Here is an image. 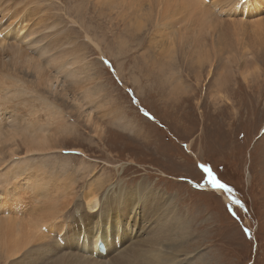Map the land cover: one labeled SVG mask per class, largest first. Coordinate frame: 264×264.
I'll return each instance as SVG.
<instances>
[{
  "label": "rangeland",
  "instance_id": "1",
  "mask_svg": "<svg viewBox=\"0 0 264 264\" xmlns=\"http://www.w3.org/2000/svg\"><path fill=\"white\" fill-rule=\"evenodd\" d=\"M144 1L148 5L152 0ZM216 1L217 4L213 3L214 0H206L207 6H212L213 14L218 16L216 23L202 35L184 38L182 29H176L180 32L176 37L177 31L173 34L165 29L171 23L161 20L160 15L164 13L156 7L152 10L139 6L131 8L120 2L111 9L107 3L97 0H33L34 4L27 8L37 5L43 9L42 13L45 10L53 14L73 40L76 39L79 51L85 56L89 78L87 83H82L80 100L86 111L87 105L93 108L90 118L100 127L90 126L72 110L71 97L75 99L80 93L74 82H69L74 86L73 93L69 89L61 96L48 94L41 87L37 91L25 88L21 98L25 102H35L37 113L32 120L23 121L27 127H22V131L29 133L40 129L45 125L43 122L49 121L53 127H44L45 132L52 131V136H57L59 142L55 146L59 148L26 155L25 147L20 146L16 154L42 165V172L47 168L58 178L67 175L72 187L71 202L82 200L84 192L91 186L100 187L98 196L102 200L105 195L117 194L120 187L131 189L140 181L168 194L176 206L173 223L184 232L179 246L189 251H182L185 257L174 264H187V258L189 264H264V44L254 46L252 42L246 45L248 34L230 32L225 35L226 43L217 46L215 43L212 48L209 44L206 53L201 51L205 47L201 49L199 45L208 43L219 30H232L233 22L251 27L258 20L260 30H263L264 0H255L256 6H251L249 0V9L244 12L242 6L235 8L237 2ZM22 2L28 3L27 0ZM9 3H13L12 6L7 7V2L0 6V31L9 29L6 26L23 4L19 0H9ZM119 10L128 15L134 10L136 17L148 25L139 29L135 40L131 35L134 32L127 28L129 25L125 29L124 20L116 19ZM29 13L24 10L13 22L26 16L23 25L28 28L22 29L28 38L20 46H25L31 54L36 43L27 45L29 36L38 26L33 24L35 20L41 22L42 17L34 14L33 18ZM237 19L245 23L240 24ZM133 26L130 21V27ZM26 29H30L29 33ZM51 30L40 31L30 38L32 40ZM150 37L158 42L156 50L166 48L168 54L169 50L173 54L170 57L155 55L147 45ZM194 39H198L196 43ZM70 45L66 43L60 48L66 49ZM205 54L209 55L207 59ZM182 55L197 56L205 62L196 63V58L189 60ZM154 57L158 63L151 66ZM170 58L179 59L167 62ZM157 66L163 73H157ZM177 70L184 76L181 80L185 84L183 92L175 89L173 92V87L170 90V83L174 86L177 81L170 76L176 75ZM221 83L225 84V89L222 86L218 96L216 93ZM99 104V109H95ZM4 135L0 134V140ZM16 138L20 140L19 136ZM13 143L16 142L4 144V160L16 147ZM205 167L213 173L216 182L210 181ZM7 175L10 179V172ZM211 185H217L223 191L215 190L217 187L208 188ZM66 209L67 214L60 222L65 235L74 232L75 228L88 230L94 224L91 219L80 215L87 213L84 205L80 214L69 213V206ZM145 213L142 205L132 217L127 212H118L125 239L129 236L125 231L126 222L136 227L131 241L152 231L151 226L147 228L150 223L144 225L142 220ZM108 217L110 223L107 225ZM115 221L116 213L103 211V234L110 227L112 237ZM94 229L98 237L105 238L99 228ZM51 231L54 233L57 228L52 227ZM52 237L37 241L33 248L42 245V241L53 247ZM120 241L106 249L107 253L102 255L103 260L98 264H108L111 254L118 255L116 250L122 248ZM30 247L32 245L25 247L15 258L0 253V264L30 263L32 259L23 256L32 249ZM137 255L132 254V257ZM36 264H54V259L49 255L40 256Z\"/></svg>",
  "mask_w": 264,
  "mask_h": 264
},
{
  "label": "bare ground",
  "instance_id": "2",
  "mask_svg": "<svg viewBox=\"0 0 264 264\" xmlns=\"http://www.w3.org/2000/svg\"><path fill=\"white\" fill-rule=\"evenodd\" d=\"M22 1L19 0V3H23ZM97 1L107 3L108 8L111 9L112 5L117 6L120 2L124 3L126 7L131 8L139 6L147 10H152L153 7H156L164 13L160 15L161 20L171 23V25H168L165 29L171 30L173 34L177 31L176 29H182L184 38L188 35H193V37L196 34L202 35L211 24L216 23L218 18V16L213 14L212 6H207L206 0H152L150 3L147 1L148 5L144 4V0ZM4 2H7V7L13 4L9 3V0H0V6L3 5ZM27 2L28 3L25 4L23 3L21 5L22 7L20 6L19 10H16L17 12L15 11L16 13L12 17V20H10L9 26H6V28L9 27V29L0 31V134L5 133L3 140H0V253L5 257H14L20 254L25 247L32 245V247H30L32 249L23 254V256L28 255L32 259L28 264H36L37 257H45L46 255L54 259V264H98L100 260L86 256L79 248L82 246L88 252L93 250L97 252V240L101 238L97 236V232L94 228H99L101 235L103 234V211L108 210L112 213H116L115 225L112 227V237L114 236L120 239L122 247L118 255L111 254L108 264H174L175 262L182 261V256H184V254H181V252L189 251L186 250V247H182V245L179 246L183 238L181 236L184 235V232L179 225L173 223V215L176 206L173 205L174 201L168 197V194L160 193L159 190L153 189L150 184L140 181L134 188L126 189V187H120L117 194L110 196L105 195L102 200L98 196L100 187L91 186L88 191L84 192L82 200L75 199V201L71 202L69 200V195L71 194L72 187L70 186L67 175L63 174L58 178L56 175H52L46 170L47 168L42 172L40 170V166L42 165L37 162H31L27 156L19 157L18 154H16L20 146L25 147L26 155L32 154L33 152L43 153V151L59 148L55 146L58 145L57 136H52V131L45 132L44 127H53V124L49 121L46 123L40 119V121L45 124L41 125L40 129L30 130L29 133L22 131V127H27L23 121L32 120V116H35L37 113L35 102H25L24 99L21 98L25 88L37 91L39 87H41L46 90L48 94H59L61 96L63 93H67L69 89H72L73 93L74 86L69 84V82H74L76 84V89H79L80 93L79 97L75 98L76 100L68 95V98L71 97V100H73V103H70L73 105L71 106L72 110L90 126L100 127L93 118H90V112L93 108L87 105L86 111L82 107V101L80 100L83 94L82 83L88 82L87 79L89 78V74L86 69L88 62L84 58L85 56H82L79 51V47H77L75 43L76 39L73 40L68 30L63 29L64 26L61 25L60 20H57L53 14H49L45 10L44 13H42L43 9L37 5L28 9L27 7L34 4V2L33 0H27ZM99 2H96V4L98 5ZM230 2H237L235 8H241L242 6V12L249 9V0H230ZM213 3L217 4V1L214 0ZM251 6H256L255 0H251ZM24 10L29 11L31 17H33L34 14H40L42 17V19L40 18L41 22H38V19L37 21L35 20L33 24L38 26L35 27V30L31 32L29 36L27 45L31 46L36 43V48L31 54L25 46H20L28 38L27 33H24L25 31L22 29L24 27L28 28V25H23L26 16L20 18L18 22H13V19L23 13ZM133 11L128 15L125 11L119 10L116 14V19H121V21L124 20L126 24L125 29L127 25H129L127 28H130L132 32H134L131 33V35L134 36L135 40L138 36L137 34H139V29L142 30L141 28L143 25L144 27L148 25L144 21L139 20ZM30 16H28V18ZM130 21H133V27H130ZM237 21L240 24L245 23L241 19H237ZM262 24L261 25L264 26V22ZM60 25L61 27H59ZM233 25L240 29H234ZM231 26L232 30H229V28L225 31L219 30L211 37L208 43L199 44L202 46L201 49L205 47L201 51L206 53L209 44L211 48L215 43V46L224 44L225 35L230 34V32H232V34H248L246 45H250L252 42L255 44L254 46L264 44V29L260 30V21L257 20L255 24L251 25L252 29L250 25H246V23L240 26L233 22ZM246 27L250 28L247 29ZM52 28H56V30L52 31ZM46 29H50L51 31H45L31 40V36ZM28 31H30V29ZM28 31L26 29V32ZM12 33L14 35H12ZM17 35L19 36L17 37ZM53 35L55 36L53 37ZM160 35L162 36V34ZM176 35H180V32L177 31L175 37ZM8 36H10L9 40H7ZM242 38L243 35L239 40ZM195 39L193 41L194 43L198 40ZM199 41L201 42V40ZM241 42L242 41H240V43ZM66 43L72 45L68 46L66 49H61L60 47ZM122 43L123 42L120 44L124 47L125 44ZM152 44H155L156 47ZM147 45L155 55L162 54L170 57L173 54L170 50L168 54L166 48H161L160 51L156 50L155 48L159 45L157 41L153 40V37H150V41ZM123 50L126 51L125 48H123ZM197 51H200V48H197ZM182 56L189 60L196 58V63L205 62L203 59H198L197 56ZM208 56L205 54L204 58L207 59ZM171 58L167 62H177V59H179L172 60ZM153 60L154 62H150L152 63L151 66H154V63H158L155 57ZM212 61L211 59L210 62ZM217 61L219 62V59H215V62ZM211 64L212 63H210V66ZM160 69L158 67L157 73L160 72ZM213 70L214 67L208 73L211 74ZM161 73L163 72L161 71L160 74ZM158 77L161 78L159 75ZM174 77L177 78V81L174 86L170 83V90H172L171 88L173 87V92L174 89L175 91L182 90L180 92H183L185 90V84L184 81H181L184 78L182 72L177 70L176 75L173 74L170 76L171 79ZM222 86H224L223 89H225V84L221 83L216 93L218 96L220 94L219 92H222ZM99 107L100 104L95 106V109H99ZM61 111L63 110L61 109L60 112ZM18 123H21V125ZM38 123L40 122L38 121ZM95 132L99 131L95 129ZM16 136H19L20 140L16 138ZM8 141L16 142L13 143L16 147L9 152V157L7 156L8 159L6 160L5 158L4 160L2 150L4 144ZM204 169L210 181L213 183L216 182V179L214 177V179L212 178L213 173L208 170L207 167ZM9 172L10 179L7 175ZM62 180H65L66 183ZM212 187H217L215 189L217 191H223V189L217 185L208 186V188ZM139 188L140 191H138ZM83 205L86 208V214H80V212H82L81 206ZM141 205L145 207L146 210L144 218L142 219L145 221L144 225L149 222L150 224L147 228L151 226L150 231H152L143 238L131 241L130 238L134 236L136 227L135 224L130 225L126 222L125 231L129 232V236L125 239L124 229L119 220L118 212H127V214H130L129 216L132 217ZM68 206L69 213L71 211L79 213L88 220L91 219L90 221H94V224L88 230L75 228L73 230L74 232L65 235L66 232H63L60 222L62 221L63 215L67 214L66 208ZM109 223L110 219L108 217L107 225ZM52 227L57 228V231L53 233L51 231ZM144 229L146 228H142V230ZM44 231L53 236L52 238L55 245L49 247L42 241L40 242L42 245L33 248L37 241L45 239L48 236L51 237V235L45 234ZM109 231L110 227H107L105 234ZM123 245H125V247H123ZM67 247L72 249L68 250ZM39 250L41 251L40 254ZM132 254L138 255L133 258ZM185 261L187 264L190 263L188 258L185 259Z\"/></svg>",
  "mask_w": 264,
  "mask_h": 264
}]
</instances>
